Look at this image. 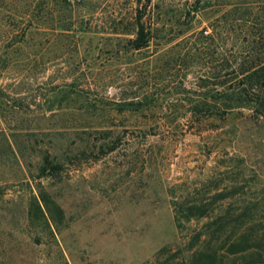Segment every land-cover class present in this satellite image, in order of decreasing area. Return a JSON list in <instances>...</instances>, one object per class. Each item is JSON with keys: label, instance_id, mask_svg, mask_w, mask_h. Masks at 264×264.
Instances as JSON below:
<instances>
[{"label": "rangeland", "instance_id": "rangeland-1", "mask_svg": "<svg viewBox=\"0 0 264 264\" xmlns=\"http://www.w3.org/2000/svg\"><path fill=\"white\" fill-rule=\"evenodd\" d=\"M194 1L0 0V262L145 264L181 239L173 201L235 178L226 154L264 166V128L230 143L209 136L222 121L194 128L211 105L202 46L232 0ZM41 198L62 219L37 241Z\"/></svg>", "mask_w": 264, "mask_h": 264}, {"label": "trees", "instance_id": "trees-1", "mask_svg": "<svg viewBox=\"0 0 264 264\" xmlns=\"http://www.w3.org/2000/svg\"><path fill=\"white\" fill-rule=\"evenodd\" d=\"M217 1L195 0L198 6L194 11L214 6ZM227 5L230 9L213 21L211 35L202 46L212 64L205 81L211 102L206 108L209 114L197 116L201 109L196 108L193 121L198 132L206 124L222 121L227 131L218 133L222 128H211L209 136L230 137V143L241 137L238 127L264 128V0H232ZM134 34L131 48L145 47L148 42L139 21ZM209 144L216 149L215 144ZM258 146L264 148L263 138ZM245 155L235 160L226 154V166L219 175L227 176L232 163L237 168L229 184L220 188L218 180H210L202 189L203 194L212 193L210 196L201 194L200 189L172 202L181 239L163 246L145 264H264V166L247 167ZM28 206L34 213L26 216L25 224L33 234L28 230L26 235L39 241L33 230L40 229L52 236L48 223H60L61 209L50 198L32 199ZM192 222L200 227L191 229Z\"/></svg>", "mask_w": 264, "mask_h": 264}]
</instances>
